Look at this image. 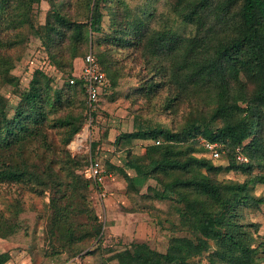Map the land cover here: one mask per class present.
I'll return each instance as SVG.
<instances>
[{
	"label": "trees",
	"instance_id": "16d2710c",
	"mask_svg": "<svg viewBox=\"0 0 264 264\" xmlns=\"http://www.w3.org/2000/svg\"><path fill=\"white\" fill-rule=\"evenodd\" d=\"M39 1L0 0V81L18 87L20 81L10 77L14 64L6 52L21 44L27 31L40 40L44 63L57 74H66L67 80L53 88L47 73L36 68L27 86L17 89L12 116L0 102V183L23 184L38 194L50 190L51 228L60 232L63 246L99 238L98 219L85 205V192L95 191L96 186L76 173L81 160L64 150L61 179L47 167L39 174L27 165L9 164L8 159L13 150L31 141L48 147L50 129L59 130L64 147L80 132L86 118L85 91L80 80L69 83L77 58H84L94 44L104 45L106 49L97 51L95 57L116 85L112 67L120 61H114L111 53L131 51L151 64L132 90L138 98L149 103L164 94L166 108L176 111L190 97L201 99L202 104L182 114L181 127L138 117L135 131L120 133L115 139V147L125 155L123 167L105 162L104 171L108 175L116 170L127 182V193L133 195L153 179L162 190L156 193L147 186V192L178 207L180 227L189 236H171L165 252L146 243H132L109 260L115 264H192L206 257L208 264H264V236L258 234L259 225L244 216L246 210L264 206V197L250 192L251 185H264V0H198L182 15L184 22L195 26L190 36L152 31L148 24L154 14L152 2L131 7L125 0H73L80 2L75 18L64 13L73 5L71 0H48L50 8L41 25L34 14ZM105 17L108 32L101 27ZM199 136L221 146L219 159L208 156ZM133 141L141 142V154L134 152ZM237 149L246 163L236 161ZM223 157L225 172L248 174L250 179H218L223 169L213 161ZM256 169L259 173L254 175ZM80 215H86V225L76 221ZM1 222L0 232L11 228ZM52 254L47 264L59 256L57 251ZM9 260L7 252L0 254V264Z\"/></svg>",
	"mask_w": 264,
	"mask_h": 264
},
{
	"label": "rangeland",
	"instance_id": "374dc122",
	"mask_svg": "<svg viewBox=\"0 0 264 264\" xmlns=\"http://www.w3.org/2000/svg\"><path fill=\"white\" fill-rule=\"evenodd\" d=\"M71 1L73 5L64 13L76 18L80 2L77 4ZM125 1L131 7L135 4L144 7L147 2L153 3L154 14L148 21L152 31L174 32L181 36H190L195 32V26L184 22L182 15L193 9L198 0ZM49 8L48 0H40L35 5L34 14L38 24L42 25L45 22ZM79 19H83L82 13ZM108 24L105 17L101 26L103 31L108 32ZM95 37H100V34ZM105 49L104 45L97 47L94 44V48L89 49V52L96 56L97 51ZM6 54L14 64L10 77L20 81L17 88L0 81V102L6 105L8 116H12L18 103L17 89L27 86L34 69L42 68L50 77L53 88H60L67 80L66 74H57L44 63L40 40L33 32H25L23 42L8 50ZM111 58L120 61L112 67L117 74L116 85L112 84L105 73L109 86L92 111H89L85 104L86 118L80 132L72 141L64 147L59 130L50 129L47 131L48 147L42 146L38 141L28 142L22 149L12 151L8 159L9 164L27 165L39 174L47 167L64 179L65 172L62 168L64 150H68L71 158L81 160L83 163L76 169V173L83 177L90 157L97 158L104 170L105 162L122 168L125 155L115 147V139L120 133L135 131L139 122L138 117L166 126L181 127L182 114H188L196 104H202L201 99L190 97L176 111L166 108L164 94L156 96L149 103L138 98L132 90L139 86L141 75L151 68V64L131 51L113 50ZM80 60L81 57L73 62L76 72L79 71ZM80 136H85L82 143L76 147L72 146ZM133 145L134 152L141 154L143 150L140 148L141 142L133 141ZM213 163L221 165L223 169L218 175L220 180L244 182L250 179L248 174L225 172L227 160L224 157ZM127 173L134 175L131 170ZM257 173L259 171L254 170L253 174ZM137 185L139 186V183ZM147 186H151L156 193L162 190L153 179H148L144 186L139 187L137 194H129L126 191L127 182L122 175L113 170L107 175L103 186L107 191L104 199L99 198L94 190L85 192V205L97 217L101 233L99 240L86 239L70 247L63 246L64 239L60 232L51 228L50 190L44 189L38 194L30 192L23 184L0 183V221L5 227L8 225L11 227L0 232V254L7 252L10 255V260L6 264H47L48 257L53 256L52 253L56 251L59 252V256L51 264H115V261L109 260L110 257L132 243H146L151 249L165 252L171 236L189 234L180 227L178 207L172 201L153 198L152 192H147ZM250 192L257 198L264 197V185H251ZM244 216L249 223H257L258 234L264 236V206H260L259 209L250 208L244 212ZM86 219V215H80L76 221L82 226L86 225ZM192 264H208V261L206 257H201Z\"/></svg>",
	"mask_w": 264,
	"mask_h": 264
},
{
	"label": "built area",
	"instance_id": "2783aa9c",
	"mask_svg": "<svg viewBox=\"0 0 264 264\" xmlns=\"http://www.w3.org/2000/svg\"><path fill=\"white\" fill-rule=\"evenodd\" d=\"M76 80L82 82L86 96V105L89 111H92L99 96L107 89L108 84L105 73L102 71L96 57L91 52L81 59V67L69 80V83L73 85ZM198 142L206 150L208 156L212 160H217L221 157V146L218 143L210 142L203 136L198 137ZM235 159L240 163L247 162V159L239 152L235 156ZM84 176L95 184L96 195L104 199L107 196V191L103 187L107 175L105 174L101 162L97 158L90 157L89 163L84 170Z\"/></svg>",
	"mask_w": 264,
	"mask_h": 264
},
{
	"label": "bare ground",
	"instance_id": "6f19581e",
	"mask_svg": "<svg viewBox=\"0 0 264 264\" xmlns=\"http://www.w3.org/2000/svg\"><path fill=\"white\" fill-rule=\"evenodd\" d=\"M83 138H85V136H80V137L78 138L77 142L74 143L72 146H74V147L78 146L79 143H82Z\"/></svg>",
	"mask_w": 264,
	"mask_h": 264
},
{
	"label": "crops",
	"instance_id": "0c3cea01",
	"mask_svg": "<svg viewBox=\"0 0 264 264\" xmlns=\"http://www.w3.org/2000/svg\"><path fill=\"white\" fill-rule=\"evenodd\" d=\"M80 67H81V60H80V63H79V69H80Z\"/></svg>",
	"mask_w": 264,
	"mask_h": 264
}]
</instances>
